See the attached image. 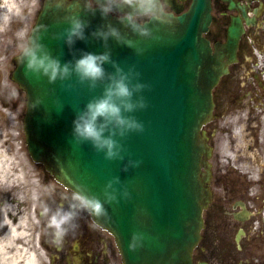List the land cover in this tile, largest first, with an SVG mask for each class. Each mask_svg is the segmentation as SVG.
I'll return each mask as SVG.
<instances>
[{"label": "water", "instance_id": "water-1", "mask_svg": "<svg viewBox=\"0 0 264 264\" xmlns=\"http://www.w3.org/2000/svg\"><path fill=\"white\" fill-rule=\"evenodd\" d=\"M61 15L46 4L35 26H49L43 42L54 56L60 55L64 62L73 55L78 57L79 49L104 51L102 43L91 36L87 42L77 41L72 49L63 40L51 39L52 32L67 27L57 25ZM166 15L173 23L159 28V40H142L124 28L118 17L108 18L146 49L136 55L134 49L109 40L112 59L125 70L135 65L141 73L140 81L150 85L142 93L148 107L135 113L145 130L131 133L123 141L127 148L123 161L105 160L103 153L95 152L89 143L77 146L73 141L76 111L98 95L99 89L89 92L86 86L77 85L75 90L65 91L59 82L50 85L46 78L27 79L19 58L13 74L26 92L24 130L28 151L35 161L43 163L72 190L80 183L99 194L113 176H119L127 186L130 199L120 198L119 204L107 206L106 217L92 215L114 236L124 264H193L192 251L203 226L202 211L211 195V148L202 126L212 117L211 90L228 72L227 65L236 60L237 41L243 30L239 22L231 25L227 41L216 42L212 49L203 36L211 21L210 0H192L184 13ZM84 18L91 21L86 34L106 23L99 12ZM105 67L112 71L109 65ZM50 89H55L54 95L46 94ZM38 96L43 103L32 108ZM55 97L62 102V111L53 105ZM129 159L141 161L139 167L122 171ZM137 231L147 239L143 247L129 251L131 235Z\"/></svg>", "mask_w": 264, "mask_h": 264}, {"label": "flooded vegetation", "instance_id": "flooded-vegetation-1", "mask_svg": "<svg viewBox=\"0 0 264 264\" xmlns=\"http://www.w3.org/2000/svg\"><path fill=\"white\" fill-rule=\"evenodd\" d=\"M191 1L163 0V11L182 13ZM210 2L212 19L205 37L211 45L223 42L232 23L242 25L237 60L229 65V70L241 61H247L248 52L254 53L258 88L254 98L259 103L257 108L261 109L264 106V94L260 89L264 83V0ZM42 3L43 0H35L34 5L25 11L32 22ZM113 15L120 17L121 14ZM147 20L144 18L139 22ZM251 116L252 112L245 120V140L239 153L238 170L219 167L214 161L216 155H212L211 202L203 211L204 224L201 239L193 251L194 264L202 261L208 264H264V144L259 143ZM22 170L21 177L11 184L12 188L0 189V232L3 231L1 224L5 215L11 214L12 221L23 216L26 238L16 244L31 249L37 264H122L114 237L86 211L79 213L74 230L62 240L54 238L47 218L42 215V208L45 204L55 207L63 203L67 206L69 201L64 198H70L73 191L29 157Z\"/></svg>", "mask_w": 264, "mask_h": 264}, {"label": "clouds", "instance_id": "clouds-1", "mask_svg": "<svg viewBox=\"0 0 264 264\" xmlns=\"http://www.w3.org/2000/svg\"><path fill=\"white\" fill-rule=\"evenodd\" d=\"M47 4L56 12L63 13L58 16L57 25H67L62 31L52 32L51 39L63 40L72 49L77 41L87 42L91 36L102 43L104 51L97 53L79 49L78 57L73 55L71 60L62 62L61 56H54L43 42L49 26L41 24L21 44L19 62L24 68V76L36 81L46 78L50 85L59 82L65 91L75 90L77 85L86 86L89 92L99 89L98 95H93L82 109L76 111L73 141L77 146L89 143L95 152L103 153L105 160L123 161L127 152L123 141L129 134L143 133L145 130L143 122L135 113L148 107L142 93L150 85L140 81L141 73L135 65L125 70L112 59L109 40L134 49L136 55H142L146 49L108 22V18L113 17V13H120L116 20L142 40H159L156 32L161 26H171L173 20L164 13L163 0H95V7L93 0H48ZM97 12L106 23L86 34V30L91 28V21L84 16H95ZM144 18H148V22L140 24L138 21ZM150 24L153 27H149ZM54 93L55 89H50L46 94ZM42 103V98L38 96L32 108H38ZM52 103L58 111H62L63 104L59 97H55ZM140 163L129 159L122 171L139 167ZM120 198L130 199V192L119 176L108 179L99 194L92 192L87 185L77 183L71 197L64 198L69 201L67 206L63 203L55 207L45 204L42 215L47 218L54 238L62 240L70 230L77 227L75 221L80 212L86 211L98 218L106 217L107 206L119 204ZM146 239L144 233L133 232L128 244L129 251L143 247Z\"/></svg>", "mask_w": 264, "mask_h": 264}, {"label": "rangeland", "instance_id": "rangeland-1", "mask_svg": "<svg viewBox=\"0 0 264 264\" xmlns=\"http://www.w3.org/2000/svg\"><path fill=\"white\" fill-rule=\"evenodd\" d=\"M10 17L0 23V125L5 128L1 134L5 141V145L1 148L4 149L7 157L2 184L5 190L8 187L12 188L11 184L15 183L12 182L14 177L15 180L21 177H18L17 162L9 151V145L11 144L15 150H20V155L28 160L22 132V118L26 109L25 94L10 77L14 66L12 58L21 50L24 39L17 42L8 40L7 26ZM9 29L10 26L8 31ZM247 56V61H241L239 65L233 66L228 75L224 76L215 87L214 117L204 125L208 134L213 133L209 143L214 147L216 155L214 161L221 168L228 167L235 171L239 168V153L245 140V120L250 116V112L258 132L256 136L261 141L259 143L264 144V106L261 109L257 108L259 103L254 98L258 91L255 81L256 64L253 60L255 56L252 51L248 52ZM260 89L264 94L263 82ZM233 173L236 174L234 171ZM10 209L6 208V210ZM13 215H16V212L13 211ZM16 240L18 242L19 237Z\"/></svg>", "mask_w": 264, "mask_h": 264}, {"label": "bare ground", "instance_id": "bare-ground-1", "mask_svg": "<svg viewBox=\"0 0 264 264\" xmlns=\"http://www.w3.org/2000/svg\"><path fill=\"white\" fill-rule=\"evenodd\" d=\"M17 0H0V23L5 21L9 10L14 9ZM6 155L0 151V179L6 173ZM11 214L3 218V233L0 235V264H36L33 253L26 251L16 244L17 237L26 238L24 229V217L17 218V221L10 220Z\"/></svg>", "mask_w": 264, "mask_h": 264}]
</instances>
